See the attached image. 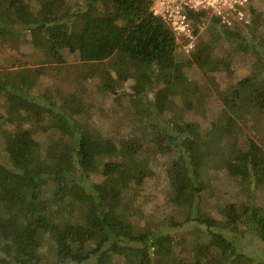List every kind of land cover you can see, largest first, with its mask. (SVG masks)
Returning a JSON list of instances; mask_svg holds the SVG:
<instances>
[{
    "label": "trees",
    "instance_id": "obj_1",
    "mask_svg": "<svg viewBox=\"0 0 264 264\" xmlns=\"http://www.w3.org/2000/svg\"><path fill=\"white\" fill-rule=\"evenodd\" d=\"M151 8L150 0H87L77 8L68 0H0V42L28 32L43 64H64L66 50L87 64L119 55L117 79L109 76L100 93L130 81L124 98L135 99L132 129L106 127L94 121L99 107L76 92L38 90L44 67L0 70V264H264L238 239L264 242V204L255 200L264 193V142L240 141L236 115L264 111L259 15L228 28L209 18V40L188 52ZM221 45L227 56L216 54ZM236 53L247 54L251 70L218 89L223 107L203 111L210 125L202 130L186 119L205 103L186 71L196 66L216 86L215 73L231 70ZM44 127L54 131L47 142ZM158 155L169 159V202L185 218L137 229L139 207L127 192L143 185L147 161Z\"/></svg>",
    "mask_w": 264,
    "mask_h": 264
},
{
    "label": "rangeland",
    "instance_id": "obj_2",
    "mask_svg": "<svg viewBox=\"0 0 264 264\" xmlns=\"http://www.w3.org/2000/svg\"><path fill=\"white\" fill-rule=\"evenodd\" d=\"M87 0H68L69 4L75 8L83 7ZM253 6L255 10L251 12L254 19L259 15V24L257 27V35L264 38V0H250V6ZM258 14V15H257ZM258 19V18H257ZM209 40L208 25L201 31V33L195 38L194 45L196 43L207 42ZM187 43V42H184ZM228 50L222 45L216 49V54L227 56ZM41 52L29 43L28 32H20L18 35L9 36V39L0 42V70L6 69H21L28 70L35 67H44V73L41 77L38 90L44 92V88H50L49 91L56 92L60 90L61 93L76 92L78 95L83 96L88 100L91 106L96 105L99 109H95L93 112L94 121L97 120L98 124L104 123L107 126L115 128L119 125V129H132L135 122L131 124L130 106L135 102L133 100L126 101L124 96L130 92V81H125L120 87H117L114 92L100 93L99 88L111 76L114 80L117 79V70L121 67V59L117 55L114 58L95 62L91 64L84 63L80 60L78 53H72L68 50L64 51L65 63L58 65L56 63H42ZM251 70V61H248L247 54L236 53L232 62V69L229 71L215 73V83L206 78L202 72L196 66L189 68L186 71V80L188 83L191 81L195 88H198V96L204 99V108L199 112H190L186 114L187 120H197L201 123L202 130H205L210 124L207 118L201 117L203 111L212 109L214 112H219L223 107L220 100L218 89H225L231 85L236 84L239 80L248 75ZM89 75V77H88ZM37 90V91H38ZM100 111H103L102 113ZM247 111L241 110V114L237 113L241 117L239 120V139L245 141L247 135H251L259 142H264V111L258 113L256 116L249 115L243 117L242 114ZM4 111L0 106V125L3 119ZM241 115V116H240ZM137 124V122H136ZM103 125V124H102ZM44 136L41 138L42 142H47L49 137L52 136L53 130L47 131L44 127ZM125 131V130H124ZM0 157L6 158V152L4 150L3 141L0 142ZM148 177L142 186L136 188L132 187L127 196L134 199L133 208L139 207V212L132 216L137 229H143L144 227L155 228L159 222L163 223L171 216L178 220L185 218V213L176 210L169 202L170 197V184L166 177V169L169 165V159L165 156L158 155L151 161H147ZM224 170H222L223 172ZM221 172V173H222ZM220 173V172H218ZM224 175L227 176L224 172ZM95 181H99L98 177H93ZM220 194L230 200H240L241 195L235 192H229L225 188H218ZM258 204H264V193L258 191L256 198ZM171 217V218H172ZM168 231H173L175 238L185 240L186 237L178 235L173 228L164 227ZM175 229V228H174ZM192 228H188V231ZM191 236V234H189ZM234 237L236 234L234 233ZM239 244L242 247V252L249 254L257 259H260L264 263V242L249 235H243L238 238ZM213 240H215L213 238ZM216 241V240H215ZM243 260V258H242ZM242 264L241 261H236L237 264ZM251 264V263H250ZM254 264V263H253Z\"/></svg>",
    "mask_w": 264,
    "mask_h": 264
},
{
    "label": "built area",
    "instance_id": "obj_3",
    "mask_svg": "<svg viewBox=\"0 0 264 264\" xmlns=\"http://www.w3.org/2000/svg\"><path fill=\"white\" fill-rule=\"evenodd\" d=\"M152 12L163 19L180 39L183 48L190 51L195 38L208 25V19L216 17L225 28L249 24L247 11L250 0H150ZM203 13L198 18L196 14Z\"/></svg>",
    "mask_w": 264,
    "mask_h": 264
},
{
    "label": "clouds",
    "instance_id": "obj_4",
    "mask_svg": "<svg viewBox=\"0 0 264 264\" xmlns=\"http://www.w3.org/2000/svg\"><path fill=\"white\" fill-rule=\"evenodd\" d=\"M250 23V22H249Z\"/></svg>",
    "mask_w": 264,
    "mask_h": 264
}]
</instances>
